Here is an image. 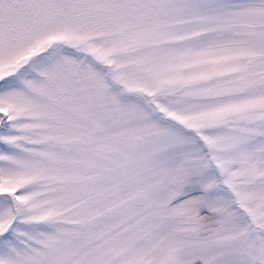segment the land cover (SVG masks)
I'll list each match as a JSON object with an SVG mask.
<instances>
[{
    "label": "snow or ice",
    "instance_id": "snow-or-ice-1",
    "mask_svg": "<svg viewBox=\"0 0 264 264\" xmlns=\"http://www.w3.org/2000/svg\"><path fill=\"white\" fill-rule=\"evenodd\" d=\"M0 264H264V0H0Z\"/></svg>",
    "mask_w": 264,
    "mask_h": 264
}]
</instances>
